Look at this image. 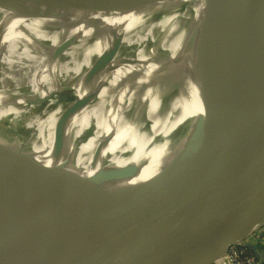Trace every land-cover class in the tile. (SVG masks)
<instances>
[{
    "label": "bare ground",
    "instance_id": "bare-ground-1",
    "mask_svg": "<svg viewBox=\"0 0 264 264\" xmlns=\"http://www.w3.org/2000/svg\"><path fill=\"white\" fill-rule=\"evenodd\" d=\"M226 1L223 0L218 10V3L215 0H193L181 17V25L185 28L186 34L183 28L178 26L154 34L152 24L147 28L144 27L142 33L131 32L141 17H149L156 13H153V10H143L115 14L120 10H129V6L101 4L112 6L113 11H107L108 14L103 16L77 14L78 20L71 22L61 18L37 23L38 19L32 17L27 21H23L26 18L19 20L18 17L28 7L32 8L26 11L30 15L36 10L35 8L48 9L52 6L64 7L68 4L89 9L100 6L80 0H12L0 4L1 39L7 40L6 33L15 31V28L20 31L26 29L27 36L35 37L37 41L44 39V42L54 45L57 42L49 33L44 34V27H57L60 29L59 34L64 35L68 30L83 24L85 28L80 32L75 31V34L85 35L96 27L98 29L93 33L92 38L95 41L97 38L100 41L105 40L102 35L116 31V27H121L119 34H124L125 43L120 51L109 52L92 62L86 57L102 54L101 50L108 40L99 44L100 48H91L84 54L78 55L83 56L82 59L74 55V52L80 50H76L79 46L71 44L65 50V61L62 63L63 65L70 63L68 67L64 66L71 71V77L74 78L71 81L65 79L66 82L63 83L62 87L69 92L65 99L61 97L64 91L59 88L50 89L31 101L26 103L23 101L22 107L12 106L0 110V134H2L3 121L11 122L43 106L42 111L27 126V130L33 132L29 139L18 138L16 143L8 146L0 143V163L17 159L22 161L21 167L14 166L11 170V180L0 190V215L16 223L21 221L25 224V228H30L35 226L38 219L44 221L49 217L58 220L57 210H66L62 212L69 213L71 209L74 211L87 204L98 206L121 201L156 186L158 188L149 196V201H155L157 207L165 210L169 202H177L178 206L188 198L206 199L208 202L219 198L221 201L228 196L229 191L233 192L238 181L243 183L247 178L263 183L264 149L246 155L245 157L249 159L248 164L240 172L232 175L230 171H222L223 163L218 166L206 164L191 167L171 177L170 173H166V169L162 168L164 161L171 159L174 151L180 150V147L168 150L166 147L168 142L162 140H166L169 134H164L172 128V124L176 126L184 118H189L188 113L195 112L196 107L194 100L192 98L189 100L185 92L187 103H190L189 107L182 113L184 109L182 105L176 108L171 105L170 125L164 129L158 125L163 108L162 104L158 106L157 102L166 95L170 96L173 88L187 80L189 70L187 62L180 66L178 71L173 68L177 62H181L184 54L198 56L203 54L210 62L214 37L221 36L224 31L228 6L223 12L221 8ZM249 2L250 0H245L239 5L231 19L252 15L255 12L253 7L264 6V0H252V4ZM160 12L168 13V18L177 13L173 6L165 7ZM254 27V25L244 26L243 29L239 28L230 33L235 37L232 38L231 50L227 55L228 58L230 57L229 61L246 50L254 41ZM191 35L193 36L190 37ZM60 44L57 43L54 49ZM13 45L12 43L8 45L11 46L9 52ZM35 48L41 50L39 45ZM26 50L25 48L23 51L24 55ZM29 54L33 53L29 52ZM28 58L30 60L32 56ZM229 61H225V69L232 67V62L230 64ZM22 62H18L16 68L12 65L17 73L11 84L25 85ZM257 62L258 60L254 59L246 67L253 66ZM208 67L211 68V65L208 64ZM85 71L86 75L82 76ZM35 72L36 69L31 68L28 82L32 84H34ZM172 101L170 99L169 102ZM179 108L181 110H178ZM216 109H219L217 103ZM209 120L212 121V118ZM156 137H160L161 142H155ZM138 166L141 167V172L133 177L123 179L119 176L104 177L95 185L82 186V183L97 179L101 172L108 168L123 173L120 176H127L132 173L133 167L138 168ZM164 181L166 183L160 185ZM217 193L219 194L216 195ZM162 196H170L169 201L161 202ZM176 198L179 200L177 201ZM11 205L15 207L14 211H10ZM254 206L257 205L247 207V211L250 212L244 214V218L237 222L235 227H240L251 220L253 214L264 218V203L253 209ZM253 211L256 212L252 214ZM215 224L216 227L208 231L210 234L213 230L217 232L211 234L207 241L202 242L198 256L213 241L230 231V229L225 231L228 226L223 228L225 232L220 233L219 225L217 222ZM62 225L66 231L0 249V264H8V260L13 264H31L28 258L33 255H38L37 257L42 260H49L58 255L68 258L67 253L71 249L69 242L74 239L72 234L77 231L78 224L77 221L74 224L73 219L70 221L67 218ZM1 239L0 236V243ZM223 259L224 256L219 257L214 264H221ZM44 263L37 260L35 264Z\"/></svg>",
    "mask_w": 264,
    "mask_h": 264
},
{
    "label": "water",
    "instance_id": "water-1",
    "mask_svg": "<svg viewBox=\"0 0 264 264\" xmlns=\"http://www.w3.org/2000/svg\"><path fill=\"white\" fill-rule=\"evenodd\" d=\"M11 1L0 0V4ZM80 1L98 4L100 7L77 8L68 4L64 7L52 6L48 9L45 7L44 9L35 8L36 10H33L30 15L26 12L30 8L28 7L21 12L18 19L26 18L23 21H27L32 17V19H38L37 23H43L48 19L66 18L65 21L71 22L78 20L79 17L76 15L81 13L106 15L113 11V8L101 4H110L130 7L129 10H120L115 14L143 10H153V13H156L149 17H141L131 32L140 31L138 33H142L143 29L152 24L154 34L174 26L183 28V32L186 34L185 28L181 25V17L184 16V11L192 4L193 0ZM215 1L218 3L219 10L223 0ZM244 1L232 0L230 2L227 0L223 4L222 12L228 6L224 31L221 36L214 37L210 62L203 54V56L184 54L181 62H177L173 68L178 71V68L187 62L189 67L187 80L185 79L170 91L171 97L166 95L157 102L158 106L162 104L163 108L158 125L164 129L170 125L171 105H174L175 108L182 105L184 107L182 113L189 107L190 103H187L185 92H187L189 100L190 98L194 100L196 107L195 112L188 113L189 118H184L176 126L172 124V128L164 134H169L166 140H162L166 141L165 143L168 142L166 144L168 150L180 147V150L173 152L171 159H166L163 163L162 168L166 169V173H170V177L191 167L206 164L218 166L220 163H223L221 165L224 166L221 168L222 171H230L232 175L240 172L248 164L249 159L245 157L246 155L264 149V6L253 7L255 12L252 15L231 19L235 9ZM249 3L252 4V0ZM171 6L177 11L171 17L168 18V13L160 12L165 7ZM165 14L167 15L165 16ZM251 25L255 26L253 28L254 41L246 50L229 61L230 57L228 58L227 55L231 50L232 38L235 37L230 33ZM44 28V34L49 33L54 41L61 43L59 47L54 49L57 43L52 45L49 42H44V39L37 41L34 39L35 37L27 36V30L24 28L25 31H20L17 28L15 31H8L6 33L8 34L7 40L0 38V110L12 106L22 107L23 101L24 103L31 101L50 89L57 90L59 88L62 91H67L62 87L66 82L65 79L71 81L74 78L71 77V71H68L64 66L68 67L70 63L64 65L62 63L65 61V50L71 44L80 47L76 48V50H80L74 52V55L78 56L81 53L84 54L88 49L100 48L99 44L108 40L101 50L102 54L98 56L92 54L86 57L87 60L91 59V62L97 57H104L109 52H118L125 45L124 34H119L121 27H116V31L102 35L101 37L106 38L103 41L98 38L96 41L92 40L93 33L98 29L96 27H93V30L89 28L92 30L91 33L75 34V31L80 32L85 28L83 24H80L78 28L68 30L64 35L59 34L60 29L57 27ZM40 30L42 32L43 28ZM69 37L71 38L68 39ZM65 38L67 40H63ZM60 40L63 41L60 42ZM8 43L14 44L13 48H10V52L9 47L11 46L8 47ZM36 45H39L41 50L35 48ZM25 48L27 55L23 54ZM28 51L33 54L30 55ZM235 54L236 52H234ZM28 56H32V58L29 60ZM254 59H257L258 62L253 66L246 67ZM226 60L230 64L232 62V67L229 69L224 68ZM18 62L24 63L22 65L25 76L24 86L11 84L15 80L14 75L17 73L15 68ZM208 64L211 65V68L208 67ZM12 65H15V68ZM31 68L32 70L36 69L34 84L28 82ZM84 75H86V71L82 74V76ZM8 93L9 95H7ZM170 99L173 101L169 102ZM216 103L219 107L218 110ZM210 116L212 121L209 120ZM162 123L164 124L162 125ZM185 126L188 128L185 135L178 138ZM155 142H161V138L156 137ZM0 143L6 144L3 141ZM21 164L22 161L18 159L0 163V190L11 180V170L14 166L21 167ZM140 168V166L133 167L132 173L130 172L131 174L127 176H120L123 173L108 168L101 172L98 180L91 179L82 183V186L95 185L104 177L119 176L122 179L133 177L141 172ZM165 183L164 181L160 185ZM237 184L233 192L229 191L228 196L221 201L219 198L213 202H208L206 199L188 198L178 206L177 202H169L165 210L157 207L155 201H149V196L158 188L156 186L121 201L98 206L87 204L74 211L71 209L69 213L62 212L66 210H57L58 220L49 217L44 221L38 219L35 226L30 228H25V224L21 221L16 223L0 215V236L2 237L0 249L11 248L15 244L29 243L32 239L66 231L62 224L68 218L70 221L73 219L74 224L76 221L78 224L77 231L72 234L74 239L69 242L71 249L67 253L68 258L58 255L49 260H42L37 257L38 255H33L28 258L29 263L35 264L38 260L45 262L44 264H214L219 257L225 256L228 250L236 245L245 247L254 256L264 261V250L260 251L257 245L251 242L253 233L264 226V218L257 217L253 214L256 211H253L251 220L246 221L240 227H235L237 222L250 212L247 211L248 206L257 205L253 207L255 209L264 203V182L247 178L243 183L238 181ZM169 197L162 196L160 201L167 202ZM176 200L178 201L179 198ZM14 208L11 205L10 211H14ZM215 222L220 227V233L229 229L230 231L213 241L198 256L202 242L207 241L211 234L217 232L213 230L210 231V234L208 231L216 227ZM225 227L228 228L223 231ZM190 253L193 254L190 255ZM7 263L13 264L10 260Z\"/></svg>",
    "mask_w": 264,
    "mask_h": 264
},
{
    "label": "rangeland",
    "instance_id": "rangeland-1",
    "mask_svg": "<svg viewBox=\"0 0 264 264\" xmlns=\"http://www.w3.org/2000/svg\"><path fill=\"white\" fill-rule=\"evenodd\" d=\"M67 95H69V92L64 91L61 97L65 99ZM42 108L43 106L35 108L31 113L15 118L11 122H7L6 120L3 121V129L1 131L2 134H0V138H2V141L6 143L5 146H8L11 143H16L18 138H22L23 140L29 139L28 137L32 135L33 132L27 130V126L36 117V115L42 111ZM187 129V126H185L179 133L178 138L183 137Z\"/></svg>",
    "mask_w": 264,
    "mask_h": 264
},
{
    "label": "built area",
    "instance_id": "built-area-1",
    "mask_svg": "<svg viewBox=\"0 0 264 264\" xmlns=\"http://www.w3.org/2000/svg\"><path fill=\"white\" fill-rule=\"evenodd\" d=\"M221 264H264V261L254 256L245 247L236 245L228 250Z\"/></svg>",
    "mask_w": 264,
    "mask_h": 264
},
{
    "label": "crops",
    "instance_id": "crops-1",
    "mask_svg": "<svg viewBox=\"0 0 264 264\" xmlns=\"http://www.w3.org/2000/svg\"><path fill=\"white\" fill-rule=\"evenodd\" d=\"M251 242L256 244L260 251L264 250V226L253 233Z\"/></svg>",
    "mask_w": 264,
    "mask_h": 264
}]
</instances>
